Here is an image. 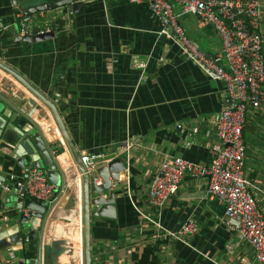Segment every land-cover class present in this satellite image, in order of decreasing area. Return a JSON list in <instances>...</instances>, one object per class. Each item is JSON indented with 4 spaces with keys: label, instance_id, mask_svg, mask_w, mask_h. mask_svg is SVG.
Listing matches in <instances>:
<instances>
[{
    "label": "crops",
    "instance_id": "crops-1",
    "mask_svg": "<svg viewBox=\"0 0 264 264\" xmlns=\"http://www.w3.org/2000/svg\"><path fill=\"white\" fill-rule=\"evenodd\" d=\"M52 1L57 0H0V22L7 26L0 31V60L53 104L84 162L116 153L126 165L119 174L114 204L90 206L101 212L90 216L91 264H260L252 247L239 240L238 222L226 215L225 204L208 198L206 177L185 174L159 214L148 204L150 183L163 158L209 163L218 143L216 118L226 106L224 84L162 32V23L146 2L86 0L73 13L59 7L25 14L34 16L32 29L50 30L54 25L55 36L38 42L15 40L17 15ZM180 22L204 53L214 55L221 49L212 26L190 14L181 15ZM260 23L264 36V0ZM134 58L145 67L133 66ZM0 119L5 126V137L0 136V183L11 173L24 172L14 152L18 143L11 141L21 133L11 121L25 130L31 123L57 164L55 181L61 182L60 189L54 191L45 215L38 263L84 264L79 168L49 106L1 67ZM244 138L245 172L264 209V103L248 108ZM125 143L131 144L126 155L121 153ZM13 187L0 185V198L13 193ZM188 219L199 225L194 235L177 239L166 234L180 230ZM151 220H158L161 229ZM31 221L39 226L40 221ZM30 225L19 229L17 211L0 209V264H8V249L25 261L27 249L14 248L27 241L24 229ZM39 236L36 231L35 238ZM230 243L235 245L232 253L227 250Z\"/></svg>",
    "mask_w": 264,
    "mask_h": 264
},
{
    "label": "built area",
    "instance_id": "built-area-1",
    "mask_svg": "<svg viewBox=\"0 0 264 264\" xmlns=\"http://www.w3.org/2000/svg\"><path fill=\"white\" fill-rule=\"evenodd\" d=\"M129 1L146 2L162 23V32L178 43L188 59L224 84L228 99L216 118L215 136L218 143L212 147L209 163L200 164L180 156L163 158L158 173L150 183L148 204L159 214L165 201L176 193L185 174L206 177L208 198L225 204L226 215L238 222L236 232L239 240H245L252 247L256 262L264 264V209L254 196L252 189L255 186L245 172L244 138L248 108H257L264 103V36L260 23L262 0ZM176 5L179 6L178 10ZM183 14L193 15L201 24L212 26L221 41V49L214 55L201 51L180 22ZM33 19V15H17L21 35L31 33ZM166 27L170 31H164ZM5 29L7 26L0 22V31ZM132 65L143 68L145 62L134 58ZM130 148V143L121 145V153L126 155ZM0 185L3 188H23L30 196L48 201V210L54 201L53 192L60 189L48 182L42 168H32L26 177L11 173L7 181ZM24 214L27 215L26 210ZM151 222L161 229L158 220ZM198 228L196 221L188 219L180 230L166 234L181 239L182 236L194 235ZM234 248L232 243L227 246L230 253ZM8 250V264H25L26 259H18L13 249Z\"/></svg>",
    "mask_w": 264,
    "mask_h": 264
},
{
    "label": "water",
    "instance_id": "water-1",
    "mask_svg": "<svg viewBox=\"0 0 264 264\" xmlns=\"http://www.w3.org/2000/svg\"><path fill=\"white\" fill-rule=\"evenodd\" d=\"M87 3L86 0H57L52 2L41 3L32 8L23 10L24 14H31L36 11L52 10L59 7H67L69 13L75 12L79 7L84 6ZM54 25L50 30L40 31L39 28H33L31 33L21 35L17 30L12 31L14 39L21 42H38L53 38L55 36ZM12 29V28H11ZM0 67L5 71L15 76L23 85L28 87L42 102L47 104L51 109L57 125L61 130L63 137L68 143L70 150L73 154L75 162L81 173L82 180V194H83V243H84V264H91L90 255V216L98 215L101 212L99 210L91 211V204L105 207L113 205L116 194L115 192L120 189L119 174L125 170V163L122 161L120 156L116 153L107 154L104 156L91 157L84 162L80 155L77 154L73 148L72 143L69 141L66 130L63 126L61 118L51 102L41 94L34 86H32L26 78L18 71L11 68L8 64L0 60ZM228 99L225 98V105H227ZM12 125H15L19 131V138L12 139L11 141L17 144L14 150L15 156L18 158L17 163L22 168L23 176L26 177L28 172L32 168H43L45 169L47 180L49 183L58 186V182L55 181V176L58 172L57 164L54 160L53 155L50 154L47 145L45 144L41 133L29 123V129L25 130L16 125L15 121H11ZM0 119V129L4 128ZM0 131V136L4 138V134ZM26 132V133H25ZM46 150V151H45ZM26 165H24L25 163ZM101 182L97 184V180ZM13 193L8 196L0 198V209L5 207H11L17 211L19 219V229H22L24 224H31L28 228L24 229V233H27L26 242L24 245L19 242V247H15L14 250L27 249L26 262L25 264H38V250L41 246L44 230L46 226V212L49 208V203L46 200L37 199L29 194L25 193L22 188L17 191V188L10 189ZM52 195V198L54 196ZM94 198H92V197ZM24 210L27 211V215L24 214ZM32 218H35L39 222L37 224L32 223ZM39 231L41 237L35 238V232ZM22 244V245H21ZM18 245V244H17ZM29 250V251H28Z\"/></svg>",
    "mask_w": 264,
    "mask_h": 264
},
{
    "label": "trees",
    "instance_id": "trees-1",
    "mask_svg": "<svg viewBox=\"0 0 264 264\" xmlns=\"http://www.w3.org/2000/svg\"><path fill=\"white\" fill-rule=\"evenodd\" d=\"M19 264V263H18Z\"/></svg>",
    "mask_w": 264,
    "mask_h": 264
}]
</instances>
